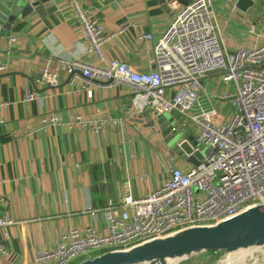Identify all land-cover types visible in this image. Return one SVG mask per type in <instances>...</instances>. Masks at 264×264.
<instances>
[{
    "label": "crops",
    "instance_id": "obj_1",
    "mask_svg": "<svg viewBox=\"0 0 264 264\" xmlns=\"http://www.w3.org/2000/svg\"><path fill=\"white\" fill-rule=\"evenodd\" d=\"M58 10L45 16L18 18L11 38L0 37V215L14 223L0 228V264H37L35 256L54 250L71 228L104 226L102 210L109 199L119 201L128 191L142 196L157 189L173 166L192 163L167 144L151 114L130 110L131 93L121 83L94 84L88 98L81 83H70L61 69L58 85L37 81L51 61H96L88 51L76 17L73 0H55ZM237 0H213L222 28V42L230 50L264 41V3L244 15L234 11ZM104 25L109 36L107 58L127 62L134 70L148 71L154 59L155 40L171 24L173 11L159 0H81ZM152 33L154 40L139 39ZM155 65V64H154ZM200 102L226 114L234 87L218 74L204 79ZM39 97L26 102L32 93ZM57 114L59 121L44 125L42 118ZM117 117L124 124L105 126L94 133L90 126L72 124L75 116ZM179 127L177 112L165 114ZM194 140V132L181 133Z\"/></svg>",
    "mask_w": 264,
    "mask_h": 264
},
{
    "label": "built area",
    "instance_id": "obj_2",
    "mask_svg": "<svg viewBox=\"0 0 264 264\" xmlns=\"http://www.w3.org/2000/svg\"><path fill=\"white\" fill-rule=\"evenodd\" d=\"M76 17L88 51L96 61L57 60L46 64L37 79L40 85L56 87L61 69L70 83H81L88 98L91 86L117 83L131 93L130 110L135 115L177 112L180 133L194 132L193 151L210 147L198 165L173 166L162 184L142 196L130 192L119 200L109 199L101 211L104 226L71 228L54 250L35 256L37 264H76L109 250L124 249L177 230L210 225L249 206L264 202V41L230 51L222 42V28L213 0H170L174 17L165 33L155 40L154 59L148 71L134 70L118 58H107L104 46L109 36L95 13L73 0ZM139 39L154 40L152 33ZM155 64V65H154ZM5 66L0 64V73ZM218 74L234 87V93L214 98H232L226 114L200 102L204 79ZM32 92L29 102L39 97ZM7 103L0 102L1 106ZM55 113L42 118L44 125L58 122ZM72 124L90 126L99 133L105 126L124 124L117 117L85 119L77 115ZM14 221L0 215V228ZM0 252H5L0 243Z\"/></svg>",
    "mask_w": 264,
    "mask_h": 264
},
{
    "label": "water",
    "instance_id": "obj_3",
    "mask_svg": "<svg viewBox=\"0 0 264 264\" xmlns=\"http://www.w3.org/2000/svg\"><path fill=\"white\" fill-rule=\"evenodd\" d=\"M169 9L170 0H159ZM187 4L188 0H178ZM264 0H237L234 11L246 14ZM58 10L55 0H0V37L11 38L10 27L18 18L45 16ZM33 17V16H32ZM167 144L182 158L198 165L203 152L193 151L195 140L183 138L178 127L165 114L156 118ZM264 247V202L249 206L239 213L210 225L186 227L124 249L109 250L76 264H176L191 257L212 252L229 255L239 250Z\"/></svg>",
    "mask_w": 264,
    "mask_h": 264
},
{
    "label": "rangeland",
    "instance_id": "obj_4",
    "mask_svg": "<svg viewBox=\"0 0 264 264\" xmlns=\"http://www.w3.org/2000/svg\"><path fill=\"white\" fill-rule=\"evenodd\" d=\"M203 153H207L210 150L208 146H202ZM235 254V255H234ZM205 254H200L194 257H191L188 260L177 264H184L192 258H198ZM234 255V256H232ZM235 258V259H233ZM230 261V262H229ZM232 262V263H231ZM235 262V263H234ZM264 264V247L263 248H253L248 250H242L228 255H223L221 253H216L211 261L208 264Z\"/></svg>",
    "mask_w": 264,
    "mask_h": 264
},
{
    "label": "trees",
    "instance_id": "obj_5",
    "mask_svg": "<svg viewBox=\"0 0 264 264\" xmlns=\"http://www.w3.org/2000/svg\"><path fill=\"white\" fill-rule=\"evenodd\" d=\"M216 253L217 252H212V253L202 255L198 258H192L191 260H189L188 262H185L184 264H208L209 261L212 260V258L214 257Z\"/></svg>",
    "mask_w": 264,
    "mask_h": 264
},
{
    "label": "bare ground",
    "instance_id": "obj_6",
    "mask_svg": "<svg viewBox=\"0 0 264 264\" xmlns=\"http://www.w3.org/2000/svg\"><path fill=\"white\" fill-rule=\"evenodd\" d=\"M239 251H242V250H239ZM239 251H237V252H239ZM245 251V250H244ZM235 255V254H234ZM234 255H232V256H234ZM229 256V255H228ZM233 259H235V258H233ZM236 260V259H235ZM176 259L174 260V259H170V260H168V262H167V264H176ZM230 262V261H229ZM232 263V262H231ZM235 263V262H234ZM233 263V264H234Z\"/></svg>",
    "mask_w": 264,
    "mask_h": 264
}]
</instances>
